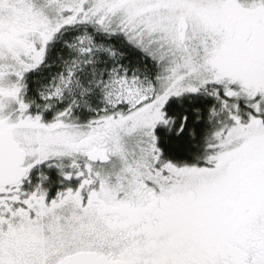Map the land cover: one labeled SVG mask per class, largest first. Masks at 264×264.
Returning <instances> with one entry per match:
<instances>
[{"label": "snow or ice", "instance_id": "obj_1", "mask_svg": "<svg viewBox=\"0 0 264 264\" xmlns=\"http://www.w3.org/2000/svg\"><path fill=\"white\" fill-rule=\"evenodd\" d=\"M0 264H264V0H0Z\"/></svg>", "mask_w": 264, "mask_h": 264}, {"label": "trees", "instance_id": "obj_2", "mask_svg": "<svg viewBox=\"0 0 264 264\" xmlns=\"http://www.w3.org/2000/svg\"><path fill=\"white\" fill-rule=\"evenodd\" d=\"M168 151L174 155L176 158L181 159V160H186L188 162H195L194 161V157L190 154H188L187 152H182L179 149L173 147L172 145H168ZM193 151H196L195 149H193Z\"/></svg>", "mask_w": 264, "mask_h": 264}]
</instances>
